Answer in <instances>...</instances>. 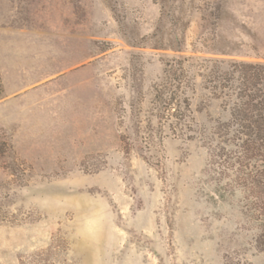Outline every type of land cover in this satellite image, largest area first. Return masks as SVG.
Here are the masks:
<instances>
[{"label":"rangeland","instance_id":"374dc122","mask_svg":"<svg viewBox=\"0 0 264 264\" xmlns=\"http://www.w3.org/2000/svg\"><path fill=\"white\" fill-rule=\"evenodd\" d=\"M0 264H264V0H0Z\"/></svg>","mask_w":264,"mask_h":264}]
</instances>
